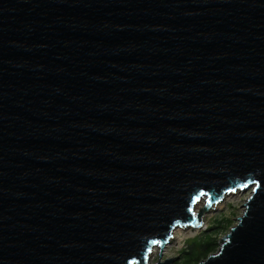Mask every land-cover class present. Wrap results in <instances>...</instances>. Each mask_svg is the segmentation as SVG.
<instances>
[{
    "label": "water",
    "instance_id": "obj_1",
    "mask_svg": "<svg viewBox=\"0 0 264 264\" xmlns=\"http://www.w3.org/2000/svg\"><path fill=\"white\" fill-rule=\"evenodd\" d=\"M249 187L196 264H264V0H0V264H170Z\"/></svg>",
    "mask_w": 264,
    "mask_h": 264
},
{
    "label": "rangeland",
    "instance_id": "obj_2",
    "mask_svg": "<svg viewBox=\"0 0 264 264\" xmlns=\"http://www.w3.org/2000/svg\"><path fill=\"white\" fill-rule=\"evenodd\" d=\"M237 189L240 190H238V192H240L238 195L236 194ZM237 189L234 190L235 192L231 191L232 193L230 195L233 197L229 198L224 203H222L223 200L221 203L214 204V206L211 205V207L204 212L203 224L199 227V230H196L192 235L183 237L179 242H175L171 238L169 242L164 244L162 250L159 249L152 258H149L150 262H155L159 257V259L164 260L165 258H171L174 256L170 264H182L186 255L183 252V249L188 247L189 240L194 237H204L207 234H211L212 236L217 237V242L219 244L220 236L226 233L229 230V227L237 221L236 218L241 214L243 204L247 196L251 193L252 187H249L248 189Z\"/></svg>",
    "mask_w": 264,
    "mask_h": 264
},
{
    "label": "trees",
    "instance_id": "obj_3",
    "mask_svg": "<svg viewBox=\"0 0 264 264\" xmlns=\"http://www.w3.org/2000/svg\"><path fill=\"white\" fill-rule=\"evenodd\" d=\"M218 246L217 237L207 234L204 237H194L189 240L188 247L183 249L186 254L182 264H196L210 251Z\"/></svg>",
    "mask_w": 264,
    "mask_h": 264
},
{
    "label": "bare ground",
    "instance_id": "obj_4",
    "mask_svg": "<svg viewBox=\"0 0 264 264\" xmlns=\"http://www.w3.org/2000/svg\"><path fill=\"white\" fill-rule=\"evenodd\" d=\"M238 190L239 189H237L236 191H237V195L240 193V192H238ZM240 191V190H239ZM233 192H235V191H233ZM232 192H228V193H226L224 196H223V198H222V200H220V201H218V202H216V203H214V204H217V203H221L223 200V202L222 203H224L226 200H228L229 198H231V197H233V196H231L230 194H231ZM236 195V196H237ZM205 201H206V198L205 197H202V198H200L195 204H194V211L195 212H197V210H198V208L201 206V205H203L204 203H205ZM213 205V204H212ZM200 226H196V227H193L192 225H190V224H187V225H182V226H177V227H175L174 229H173V234H172V236L170 237V239L172 238L173 239V241H175V242H179L183 237H186V236H189V235H192L196 230H199L200 228H199ZM183 228H187V229H183ZM170 241V240H169ZM159 249H163V247L161 248L159 245H154L153 247H152V249H151V251H150V253H149V258H152L158 251H159Z\"/></svg>",
    "mask_w": 264,
    "mask_h": 264
},
{
    "label": "snow or ice",
    "instance_id": "obj_5",
    "mask_svg": "<svg viewBox=\"0 0 264 264\" xmlns=\"http://www.w3.org/2000/svg\"><path fill=\"white\" fill-rule=\"evenodd\" d=\"M153 243H156L155 241H153Z\"/></svg>",
    "mask_w": 264,
    "mask_h": 264
}]
</instances>
